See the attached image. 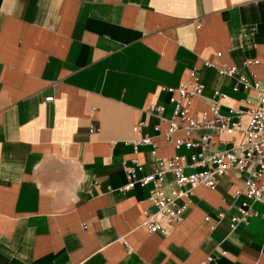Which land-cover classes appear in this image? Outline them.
I'll return each instance as SVG.
<instances>
[{
	"label": "crops",
	"instance_id": "obj_1",
	"mask_svg": "<svg viewBox=\"0 0 264 264\" xmlns=\"http://www.w3.org/2000/svg\"><path fill=\"white\" fill-rule=\"evenodd\" d=\"M223 67L264 90V0H0V264H264V204L250 201L255 215L231 226L244 176L183 197L188 209L167 236L142 225L157 211L149 187L120 191L135 160L142 178L157 158L188 164L217 151L176 150L186 134L164 135L174 112L165 88L199 77L190 116L211 117L218 104L246 124L258 92L235 91ZM206 134L231 140L204 129L191 138ZM144 136L155 155L135 149Z\"/></svg>",
	"mask_w": 264,
	"mask_h": 264
},
{
	"label": "built area",
	"instance_id": "obj_2",
	"mask_svg": "<svg viewBox=\"0 0 264 264\" xmlns=\"http://www.w3.org/2000/svg\"><path fill=\"white\" fill-rule=\"evenodd\" d=\"M220 56V54H218ZM256 63V62H255ZM251 64L247 63L246 65ZM211 66V63H206ZM221 75L236 77L237 84L234 90L243 87L246 91L255 90L258 92L259 105L249 108L246 115V124L242 122L243 112L231 108L228 113L221 111L218 104L210 108V115L203 113L201 118L190 116L189 106L193 98L200 97L205 90V85L199 77H195L187 84L178 88H165V91L172 94L170 103L174 106L173 117L170 126L165 132V136L170 138L172 133L183 130L186 134L185 139H177L175 142L176 150L185 147L187 150L201 148H215L217 151L208 157L203 153H195L190 156L187 164L184 156H174L172 158H157L153 171L143 176L137 177V169L143 170L137 160V166L124 165V172L127 183L121 187L120 191L129 192L137 186L150 188V200L156 208L155 213L145 211L143 227L150 234L167 236L171 228L180 223L188 209V204L180 202L183 197H188L199 186H205L210 190H215L218 179L232 172L244 176L242 190H237L234 194L239 197L245 195L244 201L238 208V215L232 218V228H236L240 223H246L255 215L249 202L264 204V90L260 89V84L253 77V81L244 75L238 74L236 67L218 68ZM223 97V95L221 96ZM53 98H46V102H52ZM157 112L163 115V106H151L147 112ZM234 118H237L235 121ZM143 124L134 127V132L140 133ZM160 131V127L155 128ZM213 130L216 135L227 134L231 137L230 141L215 142L214 136L203 135L193 140L192 134L198 130ZM235 135L240 137L239 142L234 141ZM225 148L219 149V145ZM135 149L139 146H151L152 154L156 153V143L152 137L144 136L133 142ZM199 172H187V169ZM168 175H172L174 180L169 183L170 192H165V183ZM214 261L213 257H208L202 264H210Z\"/></svg>",
	"mask_w": 264,
	"mask_h": 264
},
{
	"label": "rangeland",
	"instance_id": "obj_3",
	"mask_svg": "<svg viewBox=\"0 0 264 264\" xmlns=\"http://www.w3.org/2000/svg\"><path fill=\"white\" fill-rule=\"evenodd\" d=\"M258 105H259V103L255 107H257Z\"/></svg>",
	"mask_w": 264,
	"mask_h": 264
}]
</instances>
